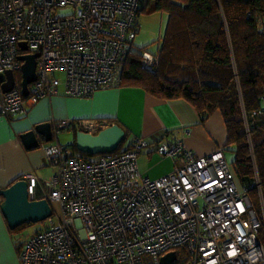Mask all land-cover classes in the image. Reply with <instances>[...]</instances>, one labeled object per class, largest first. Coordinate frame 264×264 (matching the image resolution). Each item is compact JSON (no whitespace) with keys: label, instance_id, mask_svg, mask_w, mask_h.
<instances>
[{"label":"built area","instance_id":"2783aa9c","mask_svg":"<svg viewBox=\"0 0 264 264\" xmlns=\"http://www.w3.org/2000/svg\"><path fill=\"white\" fill-rule=\"evenodd\" d=\"M140 0H0V73L11 70L15 84L0 89V116L23 115L27 106L57 93L62 72L64 93L87 98L120 85L138 32ZM26 43V48L19 46ZM37 53L36 79L21 92L18 57ZM141 67L154 71L160 53L143 51ZM261 107L249 117L256 124ZM71 121H61L56 130ZM77 130L97 133L112 125L108 118L79 119ZM248 131V130H247ZM148 146L143 137L130 148L92 160L72 155L65 146H43L54 170L44 180L51 214L45 228L16 250L21 264H154L184 246L189 264H264V226L260 184L255 186L260 214L218 147L195 155L182 141L161 142L156 151L174 160L173 168L154 179L142 175L138 157ZM29 199L37 175L27 174Z\"/></svg>","mask_w":264,"mask_h":264},{"label":"trees","instance_id":"16d2710c","mask_svg":"<svg viewBox=\"0 0 264 264\" xmlns=\"http://www.w3.org/2000/svg\"><path fill=\"white\" fill-rule=\"evenodd\" d=\"M139 12L168 15L157 49L160 61L154 71H146L141 53L147 49L131 52L120 85L139 87L159 99H182L200 121L219 111L226 131L224 151L233 152L235 174L260 214L257 190L251 185L256 177L264 203V116L256 124L249 122L248 129L245 116L259 110L264 95V0H140ZM132 141L124 147L130 148ZM70 145L77 151L74 141ZM120 146L109 154H117ZM79 153L71 152L90 159ZM258 237L264 243L263 225ZM16 242L17 250L25 243ZM173 251V264H189L184 246Z\"/></svg>","mask_w":264,"mask_h":264},{"label":"crops","instance_id":"0c3cea01","mask_svg":"<svg viewBox=\"0 0 264 264\" xmlns=\"http://www.w3.org/2000/svg\"><path fill=\"white\" fill-rule=\"evenodd\" d=\"M100 118H108L112 124L120 125L128 133L129 143L136 137L148 141V146L140 154H143L144 160L139 169L143 176L151 179L169 172L174 165L173 158L156 151L159 143L180 140L195 155L202 156L223 147L226 141L225 126L219 111L200 121L193 107L184 100L159 99L136 86L119 85L81 98L65 95L64 85H60L57 93L46 95L27 106L23 115L0 116V188H6L14 181L24 179L27 174L34 173L37 175V199L36 186L44 187L43 182L51 173L43 146L57 143L54 138L65 128L70 141L77 131L75 120ZM61 121L71 123L57 131L55 125ZM41 122L51 124L52 139L27 149L20 134ZM10 230L0 209V264H19L16 258L17 239Z\"/></svg>","mask_w":264,"mask_h":264},{"label":"water","instance_id":"95a60500","mask_svg":"<svg viewBox=\"0 0 264 264\" xmlns=\"http://www.w3.org/2000/svg\"><path fill=\"white\" fill-rule=\"evenodd\" d=\"M19 46L26 48L25 42ZM37 53L20 55L21 65V92L24 97L28 95V85L36 79ZM15 84V77L11 70L0 73V89L2 92L10 91ZM125 130L118 124H112L97 133H88L77 130L74 143L78 151L91 155L112 153L117 150L123 139ZM20 139L27 149L38 147L40 142L52 139L51 124L41 122L31 129L20 134ZM1 213L10 229H15L26 222H40L51 214V208L46 197L29 199L28 183L25 179H18L6 188H0ZM176 252L169 251L159 258L158 264H173Z\"/></svg>","mask_w":264,"mask_h":264},{"label":"rangeland","instance_id":"374dc122","mask_svg":"<svg viewBox=\"0 0 264 264\" xmlns=\"http://www.w3.org/2000/svg\"><path fill=\"white\" fill-rule=\"evenodd\" d=\"M167 20H168V15L165 12H151V13L139 12L137 17L138 32L134 38L131 52L138 54V52H141L142 47H145V49H147V51L149 52H153L154 50H157L158 46L161 44L160 38L162 37L161 35L163 34L164 29L166 27ZM55 74L60 78L61 81L60 85H63L64 74L62 72H56ZM16 76L17 79L19 78V76L21 78V73L20 75L19 73H17ZM66 133H67V128H65L64 130H62V132L56 135L54 141H57V143H60L63 146H66L68 152L80 154L79 153L80 151L78 150L73 151L72 145H70L74 141L73 139L74 136H71L73 133L70 134L71 136L70 141ZM128 141L129 139L127 137V139H124V141L121 142V146H120L121 149L124 148V146ZM99 155L100 154H96V155H91L89 157L90 159L94 160L98 158ZM225 158L229 163H231L233 159V152H231V150L228 148L225 150ZM143 160L144 158L142 154L138 159V163L140 167ZM53 170L54 169L51 167L50 174L53 173ZM44 188L45 187L42 186H36V193L38 198H44L46 196V190ZM45 223L46 222L44 220L36 223L26 222L17 227L18 230L16 232H13V236L16 239L25 242L35 232L42 231L45 228ZM16 258L19 264H21L18 259V256ZM144 261L146 264H154V262L150 257H145Z\"/></svg>","mask_w":264,"mask_h":264}]
</instances>
